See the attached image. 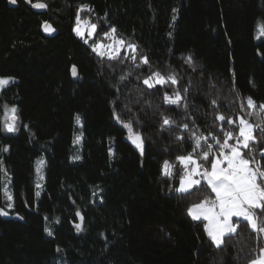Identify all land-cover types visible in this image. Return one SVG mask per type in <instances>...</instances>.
<instances>
[{
  "label": "trees",
  "instance_id": "16d2710c",
  "mask_svg": "<svg viewBox=\"0 0 264 264\" xmlns=\"http://www.w3.org/2000/svg\"><path fill=\"white\" fill-rule=\"evenodd\" d=\"M34 2L45 3L46 10L32 8ZM80 5L92 9L81 18L98 25L90 43L113 25L148 56L151 67L101 60L73 32ZM45 21L55 35L41 32ZM261 24L264 0H16L14 7L0 0V77L16 79L0 90V125L5 105H16L19 115L16 133L0 131V149L9 148L0 151V160L14 197L9 209L0 191V208L9 213L0 215V264H247L255 258L264 240L246 222L217 249L204 230L206 222L187 214L210 189L202 185L190 195L170 190L178 187L180 167L169 179L161 175L162 164L175 163L192 144L182 128L159 126L161 114L177 125L191 117L198 126L190 124L191 130L222 136L211 99L225 115L249 118L240 100L251 96L264 102ZM188 55L195 70L185 63ZM154 70L175 72L181 82L147 89L142 80ZM189 82L187 113L163 102L165 91L171 95ZM114 113L121 121L132 120L143 134V155ZM181 134L183 142L175 139ZM7 178L0 172V188ZM77 212L83 216L79 232Z\"/></svg>",
  "mask_w": 264,
  "mask_h": 264
},
{
  "label": "snow or ice",
  "instance_id": "6c2138e0",
  "mask_svg": "<svg viewBox=\"0 0 264 264\" xmlns=\"http://www.w3.org/2000/svg\"><path fill=\"white\" fill-rule=\"evenodd\" d=\"M12 2L14 3L15 0H12ZM34 7L43 9L47 5L43 2H37ZM84 10L92 11L89 5L79 6L73 32L85 44L89 45L101 60H121V62L130 60L136 69L144 65L151 67L148 56L139 51L137 44L120 37L113 25L108 26L109 30L102 34L101 40L90 43L97 34L98 25L93 23L90 18H81L80 13ZM173 12H176V9H173ZM43 30L48 33L55 31L47 21L44 22ZM261 36H264V24L258 25L257 38ZM104 40L109 41V43H103ZM185 63L195 70V63L191 55L185 58ZM71 74L73 77L78 75L75 65L71 68ZM130 74L121 75L120 81H125ZM11 82H14L13 77H0V90ZM180 82V78L175 72L165 74L159 70L151 71L142 80L147 89L155 90H159L157 86L163 88L168 85H179ZM190 83L182 90L177 87L171 95L165 91L163 102L168 105H175L178 108L183 106L185 113H187L188 103L186 97L190 90ZM146 103L151 106L150 101H146ZM210 105L215 111L214 121L219 122L218 130L222 133V136H217L212 131L205 135L203 133L198 134V130H191L190 124L193 128L198 129L195 118L190 117V123L177 125V122L170 116L161 114L162 122L159 126L161 130L170 129L173 126L182 128L183 132L189 133L187 138L192 144V150L186 154L177 155L175 163L165 160L162 164L161 175L169 179L174 178L176 167L179 165L178 187L170 189L171 191L181 195H190L193 190H199L202 185H206L210 189L208 196H205L199 203L191 204L188 207L187 214L194 221H206L204 230L215 248L220 249L225 245L226 237L238 233L241 221L248 224L250 230L257 234L258 239L264 240V219L261 218V215H258V212L264 214V102L257 104L251 96L240 100L239 108L246 111L247 117L251 119L245 118V115L235 117L225 115L218 110L219 103L217 99H211ZM125 107L127 108V105ZM114 118L128 130V139L143 155L145 137L140 131L134 129V122L132 120L121 121L118 113H114ZM80 119L77 114L76 122L78 124ZM252 119L257 122L254 124ZM135 123L139 124L140 121L137 119ZM225 124L236 125L238 130H225ZM18 130L19 115L17 106L5 105V118L3 124L0 125V131L16 133ZM257 131L261 133L260 137H257ZM80 139L81 137H77L74 142H78ZM175 139L183 142L185 136L183 134L177 135ZM253 145L258 147H253ZM8 150V146L0 149L3 152ZM257 156H259V159ZM43 164V160L37 161L36 171L38 176ZM0 172L8 177L0 191L3 192L7 201V208L11 209L14 207V197L9 191L11 177L8 175L7 169L3 167V160H0ZM36 187L39 189L41 185L37 183ZM35 195L38 197L40 192L37 191ZM8 214L0 208V215ZM76 216L81 221L74 225L79 232L83 230V216L80 212H77ZM233 218H237L235 222ZM45 231L51 234L50 229L46 228ZM57 250L59 251V249ZM247 264H264V247L260 248L258 255L249 259Z\"/></svg>",
  "mask_w": 264,
  "mask_h": 264
},
{
  "label": "water",
  "instance_id": "95a60500",
  "mask_svg": "<svg viewBox=\"0 0 264 264\" xmlns=\"http://www.w3.org/2000/svg\"><path fill=\"white\" fill-rule=\"evenodd\" d=\"M23 1H24L26 4H30V0H23ZM36 3H37V2H34V3L31 4L32 8H34V9H36V10H38V11H45V10H46V8H43V9L35 8L34 5H35ZM8 4H9L10 6L14 7V6L16 5V0H15L14 3L12 2V0H8ZM48 23H49V22H48ZM49 24H50V23H49ZM43 25H44V23L41 25V28H40V29H41V32H42L45 36L50 37V36H53V35L56 34L57 31H56V29H55L51 24H50V25L55 29V31H54V32H51V33L45 32V31L43 30ZM71 68H72V67H71Z\"/></svg>",
  "mask_w": 264,
  "mask_h": 264
},
{
  "label": "rangeland",
  "instance_id": "374dc122",
  "mask_svg": "<svg viewBox=\"0 0 264 264\" xmlns=\"http://www.w3.org/2000/svg\"><path fill=\"white\" fill-rule=\"evenodd\" d=\"M103 43H109V41H107V42H103ZM7 77H12V76H7ZM14 78V81L16 80L15 79V77H13ZM12 83V82H11ZM4 118H5V110H4V114H3V117H2V120L4 121ZM77 137H79L78 135L75 137V139H74V141H76V138ZM78 143H79V141L78 142H74V144H75V146L77 147L78 146ZM39 160H42V158L40 157V158H38L36 161H35V163H36V166H37V161H39ZM42 178V177H41ZM37 183H39L40 184V180H39V176H38V174H37V182H36V185H37ZM37 191H40V188L39 189H37ZM5 211V210H4ZM9 215V214H8ZM234 219V218H233ZM206 222V221H205Z\"/></svg>",
  "mask_w": 264,
  "mask_h": 264
}]
</instances>
